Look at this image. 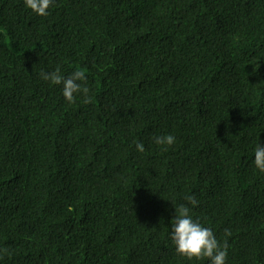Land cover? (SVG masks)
I'll use <instances>...</instances> for the list:
<instances>
[{
  "label": "trees",
  "instance_id": "obj_1",
  "mask_svg": "<svg viewBox=\"0 0 264 264\" xmlns=\"http://www.w3.org/2000/svg\"><path fill=\"white\" fill-rule=\"evenodd\" d=\"M48 11L0 0V264H208L169 240L185 195L226 264H264V0ZM57 66L84 70L87 103L41 79Z\"/></svg>",
  "mask_w": 264,
  "mask_h": 264
},
{
  "label": "clouds",
  "instance_id": "obj_2",
  "mask_svg": "<svg viewBox=\"0 0 264 264\" xmlns=\"http://www.w3.org/2000/svg\"><path fill=\"white\" fill-rule=\"evenodd\" d=\"M55 0H23L26 10H30L37 16L46 17L49 14L50 6L54 5ZM41 79L48 81L51 85H59L60 92L65 101L69 104L73 102L74 94L84 96V102H88L87 77L83 69L73 70L68 75H62L60 67L57 66L51 72L40 73ZM153 142L157 146H163L165 149L174 144L176 137L171 133L156 135ZM135 150L138 153L145 152L143 141L134 142ZM252 164L254 168L264 173V145L255 144L253 148ZM184 201L174 210V215L169 224L168 237L173 245V250L179 256L187 260H201L206 258L208 264H226L228 254L227 239L221 243L211 227L205 226L199 218L192 215L190 206L197 205L198 201L194 195H185ZM231 233L225 230V237Z\"/></svg>",
  "mask_w": 264,
  "mask_h": 264
}]
</instances>
